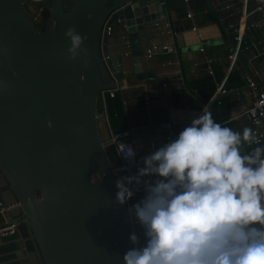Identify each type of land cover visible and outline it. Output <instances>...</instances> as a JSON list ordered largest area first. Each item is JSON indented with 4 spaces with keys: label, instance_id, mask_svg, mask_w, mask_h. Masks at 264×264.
Listing matches in <instances>:
<instances>
[{
    "label": "water",
    "instance_id": "water-1",
    "mask_svg": "<svg viewBox=\"0 0 264 264\" xmlns=\"http://www.w3.org/2000/svg\"><path fill=\"white\" fill-rule=\"evenodd\" d=\"M206 1L216 12L229 0ZM35 5L46 11L40 26L23 0H0V201L10 200L5 203L14 216L10 222L18 224L25 248L39 264H123L133 229L126 210L142 193L123 206L115 201L117 176L97 119L105 112L101 96L133 78L169 89V80L145 71L140 37L148 24L168 19L186 0H41ZM115 13L124 14L128 25L130 72L123 57L108 52L104 27ZM176 24L173 35L182 42L184 28ZM69 27L86 36V52L76 59L67 53ZM227 38L235 49L228 33ZM237 55L242 75L256 83L258 94L264 92ZM240 91L251 96L250 87ZM127 141L142 157L153 142L162 144V131L132 130Z\"/></svg>",
    "mask_w": 264,
    "mask_h": 264
},
{
    "label": "clouds",
    "instance_id": "clouds-1",
    "mask_svg": "<svg viewBox=\"0 0 264 264\" xmlns=\"http://www.w3.org/2000/svg\"><path fill=\"white\" fill-rule=\"evenodd\" d=\"M64 35L69 59L86 52L75 27ZM125 145L129 174L117 176L115 201L143 195L126 210L133 229L123 264H264V143L252 128L233 130L202 111L138 163Z\"/></svg>",
    "mask_w": 264,
    "mask_h": 264
},
{
    "label": "crops",
    "instance_id": "crops-1",
    "mask_svg": "<svg viewBox=\"0 0 264 264\" xmlns=\"http://www.w3.org/2000/svg\"><path fill=\"white\" fill-rule=\"evenodd\" d=\"M234 3L233 18L229 17L230 12L220 10L221 6H217L214 12L206 0H186V6L176 5L168 13V19L162 22H169L173 30L179 22L184 28L182 42L176 40L173 34H165L156 28L155 22L147 25L146 35L140 37L145 71H153L159 79L169 80V89L166 85L146 84L134 78L125 81L123 86H119L118 91L122 98V109L112 104L114 119L109 117L106 96L101 98L100 106L105 107V116L100 120V133L105 143L118 132L126 130L131 133L132 130L148 127L156 131L161 130L164 136L168 131L162 129V124L167 121H172V131L177 134L196 114L208 110V106L214 102L219 86H223L227 93L231 91L239 93H236V96L223 97L229 98V105H226V108L230 111V117L227 120L222 121L219 114H213V107L223 98L214 102L210 111L213 118L236 131L244 127L252 128V124L244 116L250 97H247L246 92L240 91L248 87L249 77L246 73L243 76L237 66L238 55L235 63H232L235 49L228 42L227 33L234 42L229 25L234 23L241 27L242 32L244 30L245 45L250 47L241 48L238 54L248 72L262 88L264 63L260 59L253 62L251 60L257 52L253 46L258 42H262L264 46V24L262 23L259 28H247L259 19V14L255 11L256 0H252L246 13L240 3L237 1ZM189 14L191 17H188ZM119 15L124 17L122 13ZM124 35L128 36L127 32L121 26H116L114 33L109 37L108 52L111 57H123L125 70L130 72L133 69L131 48H127L123 40ZM152 44L173 46L176 52L160 54L151 60L146 59L144 52ZM201 48H204L205 52H202ZM169 62H173V65H168ZM176 71L181 72L183 81L179 80ZM250 93L252 96L253 91ZM242 147L248 151L255 145L249 146L245 143ZM143 150L147 154L146 148ZM0 188L3 189L1 179ZM3 202L10 204L9 199ZM7 212L0 215V227L11 224L10 220L14 219V216L9 217ZM0 264L39 262L34 253L27 251L17 233L0 237Z\"/></svg>",
    "mask_w": 264,
    "mask_h": 264
},
{
    "label": "built area",
    "instance_id": "built-area-1",
    "mask_svg": "<svg viewBox=\"0 0 264 264\" xmlns=\"http://www.w3.org/2000/svg\"><path fill=\"white\" fill-rule=\"evenodd\" d=\"M24 4L26 5L28 11L30 12V15L33 19V21L37 25H43L46 22V11L43 8H37L35 5L36 0H23ZM240 3L242 7L244 8V13L247 12L249 9V6L252 2V0H229L224 4H219L218 6L220 7V10L224 12H230L229 17L233 18L234 14L233 8L235 6V3ZM165 1L162 2L164 4ZM255 11L259 14V19L256 22L251 23L250 25L247 26V28L253 29V28H259L260 25L263 23L264 24V0H256V7ZM188 17H191V14L188 15ZM116 26H121L125 32H127L128 35V25L126 23L125 17L120 16L119 14L115 13L109 17L107 20L105 27H104V34H107L108 37H110L114 31ZM155 27L162 30L163 33L165 34H173V28L172 25L169 22H162L158 21L155 22ZM229 30L231 34L233 35V40L235 43V52L232 56V63H235L236 61V55L239 53L241 48H246L248 49L250 46L245 45L244 42V30L242 32L241 27L238 25L231 23L229 25ZM123 40L126 42L127 48H131V43L128 39V36L124 35ZM257 52L252 58V62L255 60L260 59L264 63V46L262 42H258L253 46ZM202 52H205L204 48H201ZM176 49L173 46H167V45H159V44H152L150 45L144 52V57L146 59H153L155 56H158L160 54L164 53H175ZM107 59V58H105ZM168 65H173V62H169ZM179 80L183 81V76L180 71H176ZM256 80V79H255ZM248 87L253 91V95L250 96L251 99V105H249L246 110L244 111V116L248 118L250 123L252 124V129L256 133V135L259 137L260 142L264 143V92L258 94L257 93V88H256V83L249 78L248 81ZM120 89L118 88L117 90H111L107 92H103L101 98H106L109 96L111 98H114L116 93H118ZM227 93V90H225L222 87H218L217 93L215 94L214 100L222 94ZM105 116V112L103 114L98 115L97 114V119L100 121L103 119ZM162 129L165 131H168L166 135H162V143L166 142L169 138H173L176 136V133L173 132V123L172 121H167L162 124ZM130 137V132H122L118 134H114L111 136L108 145L114 148V151L116 153V156L118 160L120 161V164L118 166L113 167L114 173L116 176L119 175H126L129 174V161L124 160L123 158L120 157L121 153L125 150L126 145H129L133 148H135L134 144L132 142L127 141V139ZM161 145V144H160ZM160 145L154 144V142L151 145V151L154 150V148L159 147ZM131 151V148L128 149ZM148 154V153H147ZM145 156V155H144ZM139 157L136 155L135 157V162L138 163L142 160L144 157ZM136 170L135 163L132 164L130 171L133 173V171ZM142 193V192H141ZM143 195V193H142ZM11 208L10 206L6 205L4 202L0 201V215L3 214L6 211H9ZM18 233V224L13 223L9 224L6 226L0 227V237L4 236H9V235H14Z\"/></svg>",
    "mask_w": 264,
    "mask_h": 264
},
{
    "label": "trees",
    "instance_id": "trees-1",
    "mask_svg": "<svg viewBox=\"0 0 264 264\" xmlns=\"http://www.w3.org/2000/svg\"><path fill=\"white\" fill-rule=\"evenodd\" d=\"M228 100H229V98H223V99L219 100L216 103V105L213 107V114H215V115L219 114V119L222 121H225L230 117V111H227V108H226V105L227 106L229 105ZM106 101H107V106H108L109 117L111 119H114L115 113L113 111L112 104L114 103L117 106V108L122 109L121 94L116 93L114 98H111L108 96ZM207 101H208V99L205 102H207ZM122 132H127V131L125 130V131H121L118 133H122ZM118 133H116V134H118ZM108 154H109V157H110V160H111L113 167L118 166L120 164V161L118 160L113 147H111V146L108 147Z\"/></svg>",
    "mask_w": 264,
    "mask_h": 264
},
{
    "label": "rangeland",
    "instance_id": "rangeland-1",
    "mask_svg": "<svg viewBox=\"0 0 264 264\" xmlns=\"http://www.w3.org/2000/svg\"><path fill=\"white\" fill-rule=\"evenodd\" d=\"M36 1H41V0H36Z\"/></svg>",
    "mask_w": 264,
    "mask_h": 264
}]
</instances>
